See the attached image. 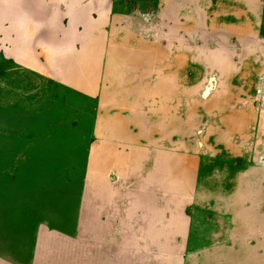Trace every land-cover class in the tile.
Listing matches in <instances>:
<instances>
[{
  "label": "crops",
  "instance_id": "1",
  "mask_svg": "<svg viewBox=\"0 0 264 264\" xmlns=\"http://www.w3.org/2000/svg\"><path fill=\"white\" fill-rule=\"evenodd\" d=\"M145 2L0 0L4 63L65 93L34 111L94 102L86 148L19 155L5 264L264 257V0Z\"/></svg>",
  "mask_w": 264,
  "mask_h": 264
},
{
  "label": "rangeland",
  "instance_id": "2",
  "mask_svg": "<svg viewBox=\"0 0 264 264\" xmlns=\"http://www.w3.org/2000/svg\"><path fill=\"white\" fill-rule=\"evenodd\" d=\"M140 1V0H138ZM145 8L139 6L136 10L152 15V4L155 0H145ZM136 5V4H134ZM14 66L4 63L0 56V207L4 200L10 196L13 189L14 170L25 157L20 154L29 152H44L46 149L67 147L66 145H44L43 138L50 142L74 138L77 149L86 148L85 141L91 135V112L87 110L93 101L76 97L77 110L70 113L59 112L46 114L35 112L34 106L42 104V97H56L54 100L63 103V91L48 88L46 83L21 80L20 72L12 70ZM12 72V73H11ZM45 86V87H44ZM71 98V97H70ZM51 100V97H48ZM72 99V98H71ZM46 102V101H45ZM262 98L255 100L260 106ZM33 106V107H31ZM31 107V108H30ZM84 110H86L84 112ZM54 122V123H53ZM49 138H53L49 139ZM62 142V141H61ZM83 143V144H82ZM77 151V150H76ZM62 163V162H61ZM0 264H5L0 260ZM172 264H264V257H172Z\"/></svg>",
  "mask_w": 264,
  "mask_h": 264
}]
</instances>
